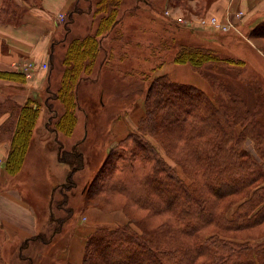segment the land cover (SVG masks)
<instances>
[{
  "label": "trees",
  "instance_id": "obj_1",
  "mask_svg": "<svg viewBox=\"0 0 264 264\" xmlns=\"http://www.w3.org/2000/svg\"><path fill=\"white\" fill-rule=\"evenodd\" d=\"M121 1H95L93 12L102 14L95 32L74 38L66 48L62 59L64 73L59 88L52 94L61 103L63 113L53 122L51 130L65 135L72 133L76 123L75 110L79 106L76 93L78 83L92 69L101 46L100 37L120 21L117 12ZM208 2L205 4H210ZM89 7L93 8V5ZM78 9L77 4H74L71 11L79 12ZM5 13L8 12L1 11L0 16ZM72 19L69 14L65 21L66 32ZM250 35L264 37V20L258 21L249 30ZM174 45L168 44L169 47ZM172 60L189 63L196 70L207 63H225L239 68L246 64L241 58L221 57L211 48L189 44L178 45ZM141 76L147 79L150 74L141 72ZM0 78L24 81L25 76L19 72L0 70ZM149 84L145 99H151L155 106V118L167 121L171 126L163 124L161 127L169 126L178 139H185L184 154L189 159L193 158L196 169L203 170L201 181H196V185H187L178 179L141 132L145 127L141 121L136 131L129 132L108 152L83 191L86 196L91 190L102 193L103 198L109 195L122 196L153 213H171L176 226L184 234L194 236L193 244L175 241L172 235L175 229L168 225L162 231L169 236L171 234L165 244L152 234L138 233L128 225H99L84 239L82 264L90 261L92 264H178L183 257H189L192 264L197 256L205 258L199 264H264V243L232 241L229 239L232 237L218 232L209 236V240H204V235L200 233L204 223L215 219L220 222L219 228L222 230L243 229L264 219V151L257 147V158L242 147L246 138L256 142L264 135V131L259 130L264 127V98L261 91L257 87L253 90L255 104L248 111L244 100L225 87L217 90L213 99L200 88L170 80L166 74L155 76ZM39 111V103L27 100L19 107L16 121L11 119L15 128L5 162V172L10 176H15L22 168ZM53 117L50 115L47 124ZM7 127L8 124H5L1 131L4 132ZM58 158L70 166L67 179L60 187H74L76 184L72 174L83 167L80 143H75L70 149H64L58 143ZM145 186L149 189H144ZM229 194L243 195L239 200L242 202L231 217L223 215V212L218 216L213 205L214 199ZM66 200L67 197L63 195V202ZM65 211L71 213L68 208ZM205 211H208L206 217L203 215ZM49 220H55L52 212ZM59 230L60 227H57L49 235L41 233L28 238L15 248V252L24 248L29 241L49 243L53 232ZM145 254H149L147 260H143ZM17 256L28 264L33 262L32 257L21 253ZM1 258L0 264L4 263Z\"/></svg>",
  "mask_w": 264,
  "mask_h": 264
},
{
  "label": "rangeland",
  "instance_id": "obj_2",
  "mask_svg": "<svg viewBox=\"0 0 264 264\" xmlns=\"http://www.w3.org/2000/svg\"><path fill=\"white\" fill-rule=\"evenodd\" d=\"M147 1L149 2H143V0L121 1L117 12L120 21L115 30H112L109 36L110 39L104 41V46L107 48L115 47L113 57L115 68L111 69L107 66V69L105 67L102 70L98 69V55L104 57L105 53L101 49V45L89 72L92 77L98 72L97 83L93 84L89 83V80H87L88 82L81 80L78 85V116H76V123L73 127V130H76L75 132L72 130V133L67 136H73L72 141H75L82 137L83 129L85 130V136L76 141V143H80V150L83 152V167L73 172L72 178L76 185L72 188L64 187L62 189L59 183H55L57 182L56 178L51 176V179H49V176L46 175L48 181L53 182V186L56 185L57 187H55L52 197L55 220L53 222L49 220L52 224L50 230L57 227H60V230L53 234V237L49 239V243H41L37 240L31 241L32 244L29 245L26 252L32 255V264H69L68 259L63 258L67 254L69 241L72 237L85 239L94 231V227L91 225L98 219L118 220L119 222L113 223V225H128L138 233L145 235L150 233L164 244L171 237V234L169 236V234L162 232L163 227L168 225L175 229V234L172 233L175 241L179 240L190 245L193 244L194 236L184 234L176 226L171 213H153L151 210L142 208L125 197L109 195L103 198L102 193L97 194L94 190H91V193L86 196L83 191L84 188L82 189V185H85L87 180L94 176L99 166L104 162L108 152L121 139L128 136L129 132L136 131L141 121V125L145 126L141 132L169 168L175 172L176 177L187 185H196V181H201L203 170L196 169V166L192 163L193 158L189 159L184 154L185 139H178L167 121L163 122L159 121L158 117L155 118V114L157 115L155 106L151 103V99H145L147 87H149L152 78L166 74L170 80L188 83L200 88L208 97L213 99H215V92L225 87L224 89L238 94L244 100L248 111L255 104V94L253 92L255 87L261 91L264 98V37L249 36L248 27L246 26L238 31L222 32L216 30L217 27L221 26L236 27V23L245 14L248 15L247 6L240 9L239 7L232 8L233 6L229 4L222 15H217L215 12L210 11L211 5L216 0L212 2H208L211 0ZM21 2L24 1L0 0V12H10L12 10L17 12L21 10V7L17 6H21ZM72 2L69 8L75 2L80 11L71 14L73 31L67 39L66 47L74 38H82V35L89 31L91 24H95L94 28H97L99 18L102 16L101 12H93V19L84 16L83 12H86L85 9L88 7L86 1L73 0ZM90 2L94 7L95 0H90ZM205 2L210 4H205ZM16 6L17 9H15ZM165 10L168 11V16L164 13ZM15 15L12 18L6 16L4 19L20 21L21 17ZM58 18L63 25L59 27L57 36L55 35L57 38L65 33V21H67L68 16L59 14ZM176 19L180 20V23H177ZM77 35L79 37H75ZM170 43H175V45L169 47L168 44ZM180 44L208 47L217 51L221 57L241 58L245 60L246 64L245 67L239 68L225 63H207L200 70H196L189 63H177L172 60V55ZM161 47L163 48L161 49ZM55 52L57 56H60L62 48L60 46L56 47ZM106 55H108V52ZM119 58L120 60H118ZM27 64V72L30 73L37 67L35 63ZM57 66L58 69L53 74V81L56 79L55 77H60L59 82H61L65 65L61 61L60 65ZM45 67V64L40 65V68ZM109 68L112 73L114 72L118 76L113 74L112 78L106 80L107 74L102 75V73L104 69L109 71ZM153 68L155 69L152 70ZM141 72L149 73L150 77L147 79L145 76L142 77ZM89 74L83 76L87 77ZM101 75L102 77L105 76V82L102 86L106 91L103 98L100 97L99 92V88L101 89ZM110 75L108 74V77ZM262 116L264 119V113ZM14 120L16 121V117ZM11 122L8 121L6 124L9 125ZM163 124L169 126L161 127ZM130 127L133 129L130 130ZM115 129L117 130L115 131ZM259 130L264 131V127H260ZM243 142L242 147L245 151L257 158V147L264 151V135L256 142L250 138H246ZM6 159L3 163L4 170ZM262 164L264 166V160H262ZM44 166L45 170L53 167L49 163H44ZM54 169L58 173L67 170L64 178L66 181L70 166L64 162L60 161L58 164L55 161ZM6 181L7 188L16 189L30 204L38 203L42 207L41 210H45V204L41 202L48 194L47 185L44 181L38 180L33 184L35 189L29 188L26 172L16 174ZM262 184L264 185V180ZM59 188L61 192H59ZM144 189L147 190L149 187L145 186ZM63 195L67 197L66 202H63ZM242 196L229 194L214 199L213 205L216 214L220 216V213L223 212V215L231 217L236 207L242 202L239 201ZM62 206L70 209L71 213L68 214ZM93 213L95 214L91 217ZM207 213L208 211H205L203 215L206 217ZM218 222L215 219L214 221L211 220L210 223L208 221L203 224L200 233L204 235V240H209V236L218 232L232 237L229 238L232 241L264 243V219L243 229H223L224 231L219 228L221 226ZM1 232L0 228V257L4 262L1 264H28L26 260L18 259L19 251L15 252L18 244L7 240ZM154 232L157 236H160L157 237ZM233 237L237 239H233ZM83 247L85 250V241ZM143 256V260H147L149 254ZM204 259V256H197L192 264H199ZM92 263L90 261L87 264ZM178 264L191 263L189 257H183Z\"/></svg>",
  "mask_w": 264,
  "mask_h": 264
},
{
  "label": "crops",
  "instance_id": "obj_3",
  "mask_svg": "<svg viewBox=\"0 0 264 264\" xmlns=\"http://www.w3.org/2000/svg\"><path fill=\"white\" fill-rule=\"evenodd\" d=\"M23 1L24 2H21V6L17 5L21 7V10L17 11V13L12 10L13 12L10 11V13L8 12L0 16V70L19 72L26 76L24 81L0 78V228L3 236L7 240L16 242L18 246L35 235L41 233L49 235L51 233L50 229L52 224L49 221V217L51 212L54 213V209L52 208V197L57 187L56 185L53 186L54 183L48 180L51 179L52 176L57 180L55 183H59L60 186H62L67 171L64 170L58 173L54 169V162L57 161L58 164L60 162L58 159V143H60L64 149H70L76 141L85 136V130L83 129L82 137L72 141L73 136H67L61 132L50 129L53 122L63 110L59 100L52 96L60 85V77H55L56 79L53 81V74L56 72V69H58L57 65H60L64 57L67 48V39L73 31L71 27L73 23L72 20L68 24L69 30L67 32L65 31L61 37L57 38L58 29L63 25V23L59 21L58 16L59 14L69 16V14L73 13L71 9L74 5L72 4V7L69 8L73 0ZM85 1L88 7L90 4L93 5L90 0ZM143 2L148 3L149 1L143 0ZM229 4L233 6L232 8L239 7L240 9L247 6V10L250 12L247 11L248 15L245 14L242 19L236 23V28L238 30L246 26L249 31L258 21L264 20V0H216L211 5L210 11L215 12L217 15H222ZM17 6L15 9H17ZM88 7L85 9L87 11L83 12V15L93 19L94 7ZM15 14L21 17L20 21L4 19L6 16H11L12 18ZM94 26L95 24H91L89 31L84 33L82 37L87 34H93L96 30ZM112 30H115V27ZM112 30L100 37L101 49H103L105 53L104 57L98 55L99 70L107 66L111 69L115 68L113 61L115 47L107 48L104 46V41L110 39L109 36ZM75 37H79V35ZM113 40L115 39L113 38ZM58 46L62 48V54L60 56H57L55 52ZM107 52L108 55H106ZM118 60H120V58ZM27 63H35L37 65V67L31 71L32 73L27 72ZM42 64H45L46 67L40 68ZM110 68L109 71L104 69L102 73V75L107 74L106 80L112 78L114 74ZM97 74L98 72L93 77L90 76V74L87 77L84 76L82 81L88 82L87 80H89V83L96 84ZM108 74L111 75L108 77ZM102 75L101 89L99 88V92L100 97L103 98L106 90L104 86H102L105 82V76L102 77ZM114 76L118 75L114 74ZM77 92L78 86L76 93ZM27 100L39 103L40 111L32 131L22 169L17 174L27 173V185L29 188L35 189L33 184L38 180L41 182L44 181L45 185H47L48 194L46 198H43V201H41L42 204H45L44 211H42L43 209L41 210L42 207H40L38 203L34 205L30 204L20 192L16 191V189L6 187V180L13 176L8 175L3 169V163L8 155L10 139L15 128V123H9L4 132H2L1 129L8 121H11L12 116L14 117L13 119H15L19 112V107L24 105ZM50 115H54V117L47 124V119ZM76 116H78L77 109ZM131 129L133 128L130 127V130ZM75 130L76 129L73 131L75 132ZM116 130L117 129H115V131ZM44 163H49L53 167L45 170ZM46 175L49 176V179H47ZM86 184L82 185V189L85 188ZM59 192H61L60 188ZM94 214L95 213H93L91 217H93ZM116 222L119 221L98 219L91 226L113 225V223ZM55 233L56 232H53V234ZM83 237L85 236L83 235ZM83 242L84 238L82 237H72L69 241L67 254L63 257L64 259H68L69 264L82 263L84 255ZM31 244L32 242L29 241L24 248L17 251L21 254L23 253L26 257H32L31 254L26 252Z\"/></svg>",
  "mask_w": 264,
  "mask_h": 264
},
{
  "label": "built area",
  "instance_id": "obj_4",
  "mask_svg": "<svg viewBox=\"0 0 264 264\" xmlns=\"http://www.w3.org/2000/svg\"><path fill=\"white\" fill-rule=\"evenodd\" d=\"M165 14L168 16L169 14H168V11L166 10L165 11ZM177 23H180V20H178V19H176L175 20ZM218 29H221L222 31H229V30H236L237 31V28L236 27H227V26H221V27H217Z\"/></svg>",
  "mask_w": 264,
  "mask_h": 264
}]
</instances>
